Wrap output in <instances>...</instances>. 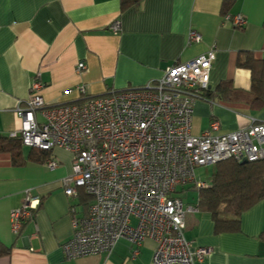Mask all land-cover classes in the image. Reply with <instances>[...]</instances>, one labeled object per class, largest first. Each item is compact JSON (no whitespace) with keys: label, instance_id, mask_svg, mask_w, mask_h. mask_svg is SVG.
Returning <instances> with one entry per match:
<instances>
[{"label":"crops","instance_id":"crops-1","mask_svg":"<svg viewBox=\"0 0 264 264\" xmlns=\"http://www.w3.org/2000/svg\"><path fill=\"white\" fill-rule=\"evenodd\" d=\"M226 15H242L247 23L235 28ZM116 22L119 33L111 30ZM192 31L201 42L189 43ZM214 45L210 90L214 94L230 81L233 89L250 94L251 74L237 62L244 52L264 60V0H142L125 11L120 0H0V139L21 130L17 109L25 107L37 76L48 104H76L78 86L88 97L143 88ZM212 100L194 105L195 136L211 131L215 120L222 132L264 123V106L224 101L217 93ZM29 152L23 147L22 166L0 152V243L11 250L0 264H152L156 244L150 239L137 249L123 240L110 255L67 261L62 246L73 237L71 210L80 216L86 211L80 197L65 193L74 156L54 149L50 158L58 167L51 171L47 160H29ZM27 193L40 203L15 234L11 214L22 208ZM241 220L240 232L216 234L211 214L187 213L185 236L194 247L212 249L203 264H264V200Z\"/></svg>","mask_w":264,"mask_h":264},{"label":"built area","instance_id":"built-area-1","mask_svg":"<svg viewBox=\"0 0 264 264\" xmlns=\"http://www.w3.org/2000/svg\"><path fill=\"white\" fill-rule=\"evenodd\" d=\"M225 19L239 29L247 23L242 15ZM111 30L119 33L121 24ZM201 41L199 33H190V44ZM216 56L214 45L192 61L175 63L143 88L88 97L78 86L85 100L80 104H48L36 77L25 107L17 109L22 128L9 138L29 149L60 148L74 156L73 175L63 180L65 193L77 198L83 189L94 201L84 215L71 210L73 237L62 246L67 261L110 255L123 240L137 249L147 239L156 244L152 264H203L211 256V248L194 247L185 236L186 215L199 208L187 205L178 188L206 189L207 183L197 181L201 167L264 160V123L222 132L215 120L211 131L192 132L197 93L211 89ZM85 68L80 63L77 71ZM46 167L53 171L58 162L49 158ZM39 203L27 193L22 208L12 212L15 234Z\"/></svg>","mask_w":264,"mask_h":264},{"label":"trees","instance_id":"trees-1","mask_svg":"<svg viewBox=\"0 0 264 264\" xmlns=\"http://www.w3.org/2000/svg\"><path fill=\"white\" fill-rule=\"evenodd\" d=\"M142 0H120L122 11L137 5ZM238 59V67L246 69L251 74L252 92L250 94L235 90L230 81L220 84L215 93L224 101L243 100L252 108L264 106V60L257 58L252 52H244ZM215 93L204 90L197 93L199 100L214 103ZM78 104L84 102L80 99ZM247 100V101H246ZM0 152L9 153L15 166L25 163L23 145L20 139H0ZM50 158V153L39 149H30L28 159L34 163L43 164ZM212 183L199 190L197 206L199 211L211 214L215 223L216 234L238 233L241 231L242 216L264 200V160L241 165L239 161L227 160L216 165ZM81 203L87 212L93 203V198L80 192ZM11 250L0 243V258L10 255Z\"/></svg>","mask_w":264,"mask_h":264},{"label":"rangeland","instance_id":"rangeland-1","mask_svg":"<svg viewBox=\"0 0 264 264\" xmlns=\"http://www.w3.org/2000/svg\"><path fill=\"white\" fill-rule=\"evenodd\" d=\"M216 168V166H206L199 168L197 170V181L204 182L207 183V185H210L212 183L213 175L216 172ZM177 192L178 195L184 198L185 201H193V204H195L194 201L197 202L199 191L195 187V185L187 184L185 186H180Z\"/></svg>","mask_w":264,"mask_h":264},{"label":"water","instance_id":"water-1","mask_svg":"<svg viewBox=\"0 0 264 264\" xmlns=\"http://www.w3.org/2000/svg\"><path fill=\"white\" fill-rule=\"evenodd\" d=\"M248 163H249V162H248L247 160H243V161L240 162L241 165H246V164H248Z\"/></svg>","mask_w":264,"mask_h":264}]
</instances>
